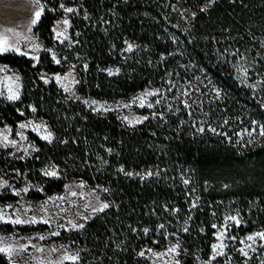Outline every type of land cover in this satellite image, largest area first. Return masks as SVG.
<instances>
[{
	"label": "trees",
	"instance_id": "1",
	"mask_svg": "<svg viewBox=\"0 0 264 264\" xmlns=\"http://www.w3.org/2000/svg\"><path fill=\"white\" fill-rule=\"evenodd\" d=\"M42 1L34 32L45 47L58 48L61 62L49 52L40 54L37 65L12 51L0 54V63L23 77L18 101L0 99V123L15 128L27 117L42 118L55 140L31 134L37 151L15 160L0 149V165L37 181L41 198L62 192L75 179L106 189L111 207L71 233L86 256L83 263L140 264L141 249L154 242L151 236L166 244L170 230H176L187 264H194L198 254L207 259L214 222L226 208L222 204L243 217L237 228L241 235L264 228V136L240 147L227 144L225 137L208 142L205 134L188 132L171 117L164 123L149 118L128 126L113 113H96L69 98L40 76L76 65L80 94L115 100L165 82L184 59L214 80L225 108L238 120L248 117L264 125V78L259 96L241 85L235 69L239 56L264 74V0ZM61 4L74 6L70 40L63 43L53 32L66 14ZM47 166L55 176L45 174ZM152 167L159 169L158 175H126ZM181 172L191 175L198 200L188 197ZM16 228L29 232L43 226ZM0 264L11 263L0 253Z\"/></svg>",
	"mask_w": 264,
	"mask_h": 264
},
{
	"label": "rangeland",
	"instance_id": "2",
	"mask_svg": "<svg viewBox=\"0 0 264 264\" xmlns=\"http://www.w3.org/2000/svg\"><path fill=\"white\" fill-rule=\"evenodd\" d=\"M44 6L42 0H39L38 3L36 0H0V38L6 39L9 46L25 52L26 55L23 56L39 57L42 52H49L52 57L55 55L56 60L61 62L58 48L45 47L34 32L38 22L35 25L31 23L35 18V12L43 9ZM70 8L74 9V6H70ZM72 13H66L53 26V29L58 31L66 30L67 39L64 37L57 39L56 33L53 31L54 39L59 43L70 40L72 27L70 15ZM65 19L68 20L67 25L62 23ZM131 46L133 49V45ZM37 47L39 51L35 50ZM33 61L36 65L40 62L39 59ZM235 61L236 74L241 85L261 96L260 84L264 78L263 71L253 69L239 56H235ZM76 68V65H71L64 72L42 71L40 76L44 82L45 80L47 83L55 82L69 98L80 101L96 113H113L128 126L141 125L149 118H157L164 123L171 117L179 120L186 130L189 129L188 132L198 131L200 134H205L208 142L212 139H220L221 142L225 137L227 144L246 147L262 138L258 135L256 125L253 124L251 118L238 120L232 111L225 108L221 90L214 80L200 67L186 62L184 59H181L176 69L169 73L165 82L149 86L129 97L115 100L96 99L80 94L77 90L79 79ZM56 77H60V79L57 80ZM9 89L16 93L20 99L23 91V77L15 68L0 63V99L9 100L8 96L11 94ZM147 92H157L158 95L146 96ZM217 92H219L218 97ZM141 97L144 98V107H140L139 98ZM19 99L9 101H18ZM157 100L160 102L156 103ZM93 101L96 103L93 104ZM185 103L189 106L185 107ZM149 104H152L153 107L149 108ZM124 117H127V120ZM144 117H148V119H143ZM21 124H25L26 127L21 128ZM257 124L263 125L259 122ZM201 128L204 129L203 132L199 131ZM211 129L216 131L213 132ZM249 132L252 134L249 135ZM49 133H51V142H53L55 135L48 122L35 116L25 118L15 128L0 123V149L6 151V157L10 159H25L37 151V146L30 135L34 134L41 138ZM5 137L7 140L4 139ZM42 140L49 142L45 139ZM13 142L15 143L13 144ZM46 171L52 172L54 169L47 166L44 169V172ZM148 172H152L153 175L147 176ZM129 173H132L129 175L131 177L146 179L158 175L159 169L152 167ZM180 179L183 183L185 180L188 181L187 184L184 183L187 187L188 197L192 201L198 200L197 190L191 182V175L188 172H181ZM0 185H2L0 186V212L5 214V219L19 218L22 221H30L34 218L37 221L36 223L21 224L0 221V247L11 246L13 249L9 255L1 254L11 264H73L72 260L63 259L66 255L76 256L75 264H84L86 256L83 255L80 245L73 240L71 233L83 229L94 217L111 207L104 187L93 186L84 180L75 179L68 182L62 192L41 198L37 196L43 194L41 185L20 171L9 168V165H0ZM104 203H107L109 207L103 211H97ZM222 205L226 208L222 216H217L214 222L216 227H213L215 229L213 245L220 243L216 239L220 232L226 233L223 239L224 254L216 255L215 259H213V250L207 259L198 254L194 264H264V246H262L264 241L259 240L258 237L255 241L247 240L249 235L264 232V228H258L241 235L237 228L244 223L243 217L237 209H230L231 207L229 208L226 204ZM228 217H235L239 220V226ZM42 221H47V223ZM69 221L76 225L83 224L84 227L74 229ZM38 225H42L43 228L29 232H21L16 228L17 226ZM178 225L179 221L177 226L172 225V229ZM175 231H169L170 236L166 244H161L157 237L151 236L154 242L141 249L140 252H144L145 255H139L140 264H187L188 258L184 254L181 240ZM54 232L59 235H53ZM40 237H44V239H40ZM174 246L177 247L176 253H169L168 249ZM21 248L24 251H20ZM40 248L43 249V252L37 250ZM241 248L247 255L239 251Z\"/></svg>",
	"mask_w": 264,
	"mask_h": 264
},
{
	"label": "snow or ice",
	"instance_id": "3",
	"mask_svg": "<svg viewBox=\"0 0 264 264\" xmlns=\"http://www.w3.org/2000/svg\"><path fill=\"white\" fill-rule=\"evenodd\" d=\"M36 2L38 3L39 0H36ZM210 2H214V0H210ZM60 7L63 8V10H64L66 13H72V12L74 11L73 8L65 7L63 4H61ZM202 10H203V9H202ZM42 12H43V9H41L40 11H36V12H35V14H34V15H35V18L32 19V21H31V23H32L33 25H35V24L40 20V17H41V15H42ZM62 23H63L64 25H67V24H68V20L65 19V20L62 21ZM53 31L56 33V38H57V39H59V38H61V37H64V39H67V36L65 35V31H66V30H65V31H58L57 29L54 28ZM35 50H36V51H39V48L37 47ZM127 50H128V51H131V50H132V46L129 45ZM9 51L15 52L16 54L21 55V56L26 55L25 52H21L18 48H15V47H11V46H9V45H8V41H7L6 39H2V38H0V54L6 53V52H9ZM31 58H32L33 60H38V59H39V57H37V56H32ZM52 59L55 60L56 63H59V62H60L59 60H56L55 55H53ZM111 74H112V72L109 70V75H111ZM56 79L59 80L60 77H56ZM45 83H47V80H45ZM249 87H252V85H249ZM66 90H67V89H66ZM9 91H10V93H11V94L8 96V99H9V100H16V99H19V96H18L16 93L12 92L11 89H9ZM184 94L186 95L187 93H184ZM145 95H146V96H148V95L155 96V95H158V93H157V92H147V93H145ZM216 95H217V97H218V96H219V92H217ZM139 99H140V107H144V106H145V105H144V98L141 97V98H139ZM159 102H160L159 100L156 101V103H159ZM92 103L95 104L96 102L93 101ZM188 106H189V105H188L187 103H185V107H188ZM148 107L151 108V107H153V105H152V104H149ZM33 110H34V109H33ZM97 110H99V109H97ZM124 119L127 120V117H124ZM143 119H148V117H144ZM137 122H142V121H137ZM253 124L256 125V128H257V130H258V135H260V136H264V125H259V124H257V122H255V121H253ZM20 127H21V128H24V127H26V125H25V124H21ZM199 131L203 132L204 129L201 128V129H199ZM211 131L215 132L216 130H215V129H211ZM248 134L251 135L252 133L249 132ZM41 138H42V139H45V140H48L49 142H51L52 136H51V133H49L48 135L42 136ZM4 139L7 140V137H5ZM14 143H15V142H13V144H14ZM120 171H123V169H120ZM45 174H46V175H52V176H55V175H56L55 171H52V172H47V171H46ZM126 175H132V173H126ZM137 175H139V174H137ZM146 175H147V176H151V175H153V173H152V172H148ZM184 183L187 184L188 181L185 180ZM0 186H2V185H0ZM24 191H27V189H24ZM73 195H75V193H73ZM61 199H62V198H61ZM196 206H197V205H196L195 203L192 204V207H193V208H195ZM108 207H109V205H108L107 203H104V204H102V206H101L99 209H97V211H103L104 209H106V208H108ZM228 219L234 221V223H235L237 226H239L240 221L237 220L235 217H228ZM0 221H3L4 223H9V222H11V223H13V224H21V223H26V222L36 223V222H37L34 218L31 219L30 221H22V220L19 219V218L15 219V220L5 219V214H4L3 212H0ZM42 222L47 223V221H42ZM69 223L71 224V227L74 228V229L77 228V227H80V228H83V227H84L83 224L76 225V224H73L71 221H69ZM160 227L163 228V225H161ZM213 227H216V226L213 225ZM225 227H227V225H225ZM186 230H187V229H185V231H186ZM145 231H147V229H146ZM52 234H53V235H59V233H57V232H54V233H52ZM225 235H226V233H224V232H220V233L216 236V239H217L218 241H220V243H219V244H214V245L212 246V250H213V259H215V256H216V255H223V254H224V253H223V248L225 247V245H224V243H223V239H224ZM257 237L259 238V240L264 241V232L257 233L256 235H249V236L247 237V240H249V241H255V240L257 239ZM40 239H44V237H40ZM233 239H234V237H233ZM241 243H243V241H241ZM262 246H264V245H262ZM248 247H251V245H248ZM37 250L43 252V249H42V248L37 249ZM20 251H24V249L21 248ZM53 251H55V249H53ZM176 251H177V247H175V246H174V247H171V248L168 249V252H169V253H176ZM239 251H240L242 254L247 255V253L244 251L243 248L239 249ZM12 252H13V249H12L11 246H8V247H0V253H4V254H6V255H9V254H11ZM139 255H140V256H144L145 253H144V252H140ZM63 259H64V260H72V261H73V264H75V261L77 260V257H76V256H67V255H66V256L63 257Z\"/></svg>",
	"mask_w": 264,
	"mask_h": 264
},
{
	"label": "crops",
	"instance_id": "4",
	"mask_svg": "<svg viewBox=\"0 0 264 264\" xmlns=\"http://www.w3.org/2000/svg\"><path fill=\"white\" fill-rule=\"evenodd\" d=\"M7 3H8V2H7ZM7 3H6V4H7ZM5 8H6V13H7V6H6V5H5Z\"/></svg>",
	"mask_w": 264,
	"mask_h": 264
}]
</instances>
